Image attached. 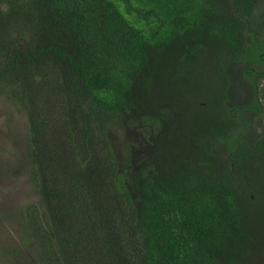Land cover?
Instances as JSON below:
<instances>
[{
  "label": "trees",
  "instance_id": "trees-1",
  "mask_svg": "<svg viewBox=\"0 0 264 264\" xmlns=\"http://www.w3.org/2000/svg\"><path fill=\"white\" fill-rule=\"evenodd\" d=\"M251 1L0 0L39 198L0 264H264V95L223 68Z\"/></svg>",
  "mask_w": 264,
  "mask_h": 264
},
{
  "label": "rangeland",
  "instance_id": "rangeland-1",
  "mask_svg": "<svg viewBox=\"0 0 264 264\" xmlns=\"http://www.w3.org/2000/svg\"><path fill=\"white\" fill-rule=\"evenodd\" d=\"M231 95H235L233 90ZM232 96L231 98L234 99ZM38 200L26 116L16 103L0 93V213L3 214L0 220V243L2 246L10 241H16L20 232L19 214L27 204L37 203Z\"/></svg>",
  "mask_w": 264,
  "mask_h": 264
},
{
  "label": "flooded vegetation",
  "instance_id": "flooded-vegetation-1",
  "mask_svg": "<svg viewBox=\"0 0 264 264\" xmlns=\"http://www.w3.org/2000/svg\"><path fill=\"white\" fill-rule=\"evenodd\" d=\"M250 6L249 9L240 12L247 13L245 16L240 14L239 19L240 22L243 21V38L253 41L250 44L256 49V62L226 61L223 64L229 82L227 102L235 104L238 108L245 105L247 109L254 100L256 90L261 97L264 95V0H252ZM232 90L235 93L234 97L231 95ZM245 114L251 116L250 111H245ZM260 117L264 118V115L254 118Z\"/></svg>",
  "mask_w": 264,
  "mask_h": 264
}]
</instances>
